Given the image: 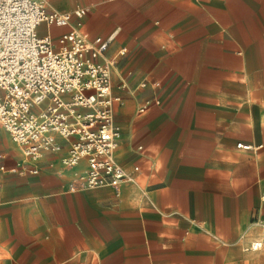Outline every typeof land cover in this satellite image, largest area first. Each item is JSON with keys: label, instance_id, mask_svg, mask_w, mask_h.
Wrapping results in <instances>:
<instances>
[{"label": "crops", "instance_id": "crops-1", "mask_svg": "<svg viewBox=\"0 0 264 264\" xmlns=\"http://www.w3.org/2000/svg\"><path fill=\"white\" fill-rule=\"evenodd\" d=\"M41 1L86 12L39 35L112 34L115 159L138 171L118 194L59 154L21 172L0 130V264H264V0Z\"/></svg>", "mask_w": 264, "mask_h": 264}, {"label": "built area", "instance_id": "built-area-1", "mask_svg": "<svg viewBox=\"0 0 264 264\" xmlns=\"http://www.w3.org/2000/svg\"><path fill=\"white\" fill-rule=\"evenodd\" d=\"M85 12L84 7L59 12L41 0H0V130L19 148L21 172L36 173L42 156L59 154L68 168L84 161L75 173L81 186H110L118 194L138 166L125 168L115 159L120 131L112 105L119 98L111 94L113 58L104 55L112 34L89 39L79 23L55 40L37 33L43 22L69 23ZM236 146L252 149L241 142ZM252 223L264 235V222ZM261 246L257 239L245 249Z\"/></svg>", "mask_w": 264, "mask_h": 264}]
</instances>
